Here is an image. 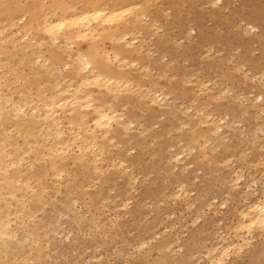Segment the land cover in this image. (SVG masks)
<instances>
[{
	"label": "rangeland",
	"instance_id": "obj_1",
	"mask_svg": "<svg viewBox=\"0 0 264 264\" xmlns=\"http://www.w3.org/2000/svg\"><path fill=\"white\" fill-rule=\"evenodd\" d=\"M131 5L95 39L69 29L73 46L44 31ZM81 55L128 85L116 96L84 86L87 123L66 106L62 137L52 120L18 122L10 103L43 113L72 99ZM0 94L2 162L14 171L22 158L13 175L28 187L24 204L0 200L11 235L0 264H209L216 246L229 264H264V229L235 232L264 195V0H0ZM96 107L119 114L108 134Z\"/></svg>",
	"mask_w": 264,
	"mask_h": 264
},
{
	"label": "bare ground",
	"instance_id": "obj_2",
	"mask_svg": "<svg viewBox=\"0 0 264 264\" xmlns=\"http://www.w3.org/2000/svg\"><path fill=\"white\" fill-rule=\"evenodd\" d=\"M94 6H96V5H94ZM103 6L104 5H102L101 7H103ZM135 6H137V5H135ZM131 7H134V6L131 5L129 7H122V8L117 7L115 9H111V8H94L92 10H85V11H81V12L77 11L79 13H77L75 15H72L71 17H62V18H59V19H56V20H48V21H46L45 22V26H44V31L51 38V40L53 42H56L59 39H62L60 36H63L66 39V41H69V43H70L73 38H71V33L72 32L69 29L79 28L75 32V37H74V38H78V40L81 39V38H85L86 36H88V37L92 36L96 30L101 28L104 31L105 29L108 28L107 26H110V24H113L112 22L114 20H115L114 22H116L117 20L121 19L122 16H124V15L127 16L128 14H130L129 12L132 13L133 10L136 11V9H137L136 7H135L136 9H134V8L131 9ZM88 8H89V6H88ZM61 13H63V12H61ZM126 13H128V14H126ZM67 15H69V14L67 13ZM65 28H68V31H66L64 33L63 31L65 30ZM92 37H93V39H95L96 35L92 36ZM125 44L127 45V47H131L134 44V41L131 40L129 42H126ZM70 45H72V44L70 43ZM70 45H69V47H70ZM72 46L70 48H72ZM120 47H121V45H120ZM115 58H119V56L116 55ZM37 61H39V59H37ZM79 61H81V63H82V65H81V70L82 71L81 72H84L85 75L82 78L81 86L74 89L72 99H68V98L64 99L62 97H61L62 99H53L52 101H50L51 103H47V104H45L43 106L44 109H45V112H43V113L40 112V109H39L40 107L38 108L37 106L31 108V111H27V108L22 106V105H16L14 103H10L11 106H12L13 112L15 113V116H21V118H22V120L21 121L18 120V122L25 121V122H29V123H35V120L37 121L39 118L42 117L43 118L42 125H47L48 123H50V120H52L51 123L54 124L55 133L59 137H62L63 133H64L62 128H64V127L61 126V121H60L61 117L59 115H61V113H62L61 111H63V108H65L66 106H72L73 107L72 109H70V112H77V111L80 110L81 112H79L77 114L80 116L81 121L83 122V125H85L87 123L85 116H83L85 114H84V112H82L81 109L86 108V107L88 108L89 104L82 103L81 101L85 100V99H89L91 97V95H90V90L85 89L84 86H90V85L92 86V84L93 85L99 84V85H102V87L105 89L104 91H105L106 94H108V95L112 94V95L116 96L115 92H120L122 90L121 88H124L123 87L124 85H128V83L127 84L123 83V81H120L118 79L116 80L114 78L103 76L102 73L100 74L98 72V70L95 68L93 62L90 59H88L87 57L83 56V55L79 56ZM37 64H39V63H37ZM42 74H43V72H42ZM45 75H47V74H45ZM58 88H59V86H58ZM70 89H71V87H70ZM82 93H83V96H80L79 94H82ZM155 96H156V94H155ZM157 97L160 98V96H157ZM154 98H156V97H154ZM152 100H154V99H152ZM7 101H4L2 95L0 94V115L3 114L5 109L7 108V105H5V103H7ZM153 102H151V103H153ZM154 103L156 104V101ZM10 110H11V108H10ZM41 110L43 111V109H41ZM29 112H31V114H29ZM94 113L96 114V117L94 118V120L92 119L93 123H94V128L96 129V131L99 130L103 134H108L110 132V130L112 129L113 124L115 122H117V119H119V117H118L119 114H117L116 111H114V110L110 111L108 109H103L102 107H96L94 109ZM27 115L31 117V118H29L30 120H28V118H26V117H28ZM0 118H1V116H0ZM87 121H88V119H87ZM124 128H125V126H124ZM77 137L80 138L83 142H86V141L88 142L89 141V138L86 136L85 132H82V131L80 132L79 131ZM100 137H101V135H100ZM64 143L65 142H63L62 144H64ZM88 144L92 148L96 146V142L94 140H91L90 142H88ZM65 145H66V143H65ZM65 145H62V147L63 146L65 147ZM84 151H85V149H84ZM4 156H6V153H4V149L0 146V200H2L6 196H10L11 200L12 201H16V203H18V205H19L20 202H21V204H24L25 194L27 193L25 191L28 189V187H27V185L25 184L24 181H21V180L19 181L18 180L19 178H16V177L14 178V175H13L17 171L21 172L20 168L22 166L20 167V165L22 164L23 159L20 158L17 161L12 162V166L15 169H14V171H10L8 166L3 165L2 159H3ZM95 164L93 166H95ZM119 166L121 167L122 165H118V167ZM101 167H102V165H101ZM93 168H95V167H93ZM95 169L97 170V168H95ZM238 178H240V177L238 176ZM236 180L238 182L240 179L238 180L236 178ZM237 182H234V183L236 184ZM233 185L234 184H232V186ZM236 186H238V185H236ZM19 190L23 191V194H19V192H20ZM4 200H5V198H4ZM8 201H9V199H8ZM258 201H260V202H256V203L252 204L250 207L248 206L247 211L245 210L244 213H241V217H243V220L240 221L241 222L240 225L238 223V225H239L238 229L235 226V230L237 229L235 231L236 233L240 229L241 231L245 230L247 232V233L245 232L246 234L249 233V235H251L256 229H264V195H263V200L262 201L258 200ZM21 207L23 208V206H21ZM11 225H12V223H11ZM9 226H10V224H9ZM7 236H9L11 238V235H10V233L8 231V223L5 224L4 221L0 220V248H3V247L6 246V242H8V240L6 239ZM240 237L241 236H239V238ZM246 240H245V242H246ZM246 244H248V243H246ZM240 245L238 244V246H237L238 250L241 249L240 247L242 245L241 246ZM216 247H215V249H216L215 251L212 248L209 249V252H210V250H212L211 252H213L215 254V256L210 258L209 264H229L227 262V260L229 259V257H230L229 253H231V252H228V250L226 248H225V250H224V248L220 250V249H218ZM230 247H231V245H230ZM234 247H236V245H234ZM233 248H232V250H233Z\"/></svg>",
	"mask_w": 264,
	"mask_h": 264
}]
</instances>
